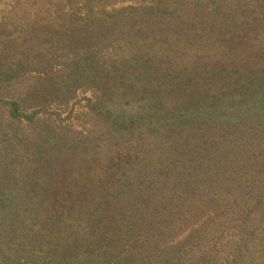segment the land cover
Returning a JSON list of instances; mask_svg holds the SVG:
<instances>
[{
    "label": "trees",
    "instance_id": "16d2710c",
    "mask_svg": "<svg viewBox=\"0 0 264 264\" xmlns=\"http://www.w3.org/2000/svg\"><path fill=\"white\" fill-rule=\"evenodd\" d=\"M151 3L6 40L0 99L32 128L23 132V199L9 194L12 181L0 175V264H213L226 246L232 264L244 261L236 254L247 250L248 207L259 200L245 197L247 206L236 212L230 206L246 203L235 192L241 184L263 182L255 155H239L260 144L246 133L209 138L199 127L214 119L215 126L264 125V84L242 72L233 76L235 86L224 80L211 89L224 69L183 58L191 35L230 23L247 2ZM256 10L246 18L253 27L262 18ZM78 89L91 90L87 119L94 116L102 128L36 118L53 103L67 104ZM233 92L241 97L234 100ZM224 135L228 142L217 144ZM126 141L146 145L115 164L106 153ZM217 148L234 156L220 153L219 161ZM226 211L231 216L221 224ZM220 232H231L226 244Z\"/></svg>",
    "mask_w": 264,
    "mask_h": 264
},
{
    "label": "rangeland",
    "instance_id": "374dc122",
    "mask_svg": "<svg viewBox=\"0 0 264 264\" xmlns=\"http://www.w3.org/2000/svg\"><path fill=\"white\" fill-rule=\"evenodd\" d=\"M241 1L243 3L247 2L239 9L243 14L240 15L239 10L232 12L231 17L233 19H231L230 23H225L226 25L212 23L213 26L211 28L207 30L204 28L201 32L191 35L188 41V49L186 50L188 52L184 55V61L191 62L194 59L201 62L204 60L206 61L203 63L204 67L210 66L208 62L211 61L213 66L219 65L220 69H224L223 81L211 80L210 85L208 84L211 89L223 86L224 80L233 82V76L239 75L240 77L242 72L256 73L252 77L254 79L257 78L256 80H260V83L264 84V0ZM149 4H152L151 0H0V53L7 54L8 44H6V40L17 39L18 42L23 40L26 29L54 28L56 30L58 27L66 30L71 24L84 22L87 18L89 20L94 18L97 21H102L110 13L126 6H132L139 11V7H146ZM245 7L248 8L246 12L244 10ZM254 7L257 8L254 14L259 11L262 18H258L253 27L251 19L246 21V18ZM188 8H191V6H188ZM251 16L253 15L250 14L249 18ZM21 45L23 46V42ZM180 51L182 52V47ZM179 60L182 62V57ZM233 84L234 86L236 85L234 82ZM9 96L4 93L2 97L7 101L9 100ZM90 97H92L90 89H78L74 97L67 104L60 105L53 103L44 111L37 112L36 118H39L41 121H53L56 122L55 124L66 125L69 128H76L77 130L87 131L89 128H102V123L94 116L87 119L86 98ZM239 97H241L240 93L236 92L235 94L233 92L234 100H237ZM8 108V104L1 98L0 162L4 161L6 163L4 165L6 171L4 173L0 169V175H5L9 178V182L12 181V184L8 185L7 188L9 194L23 199V132L26 133V130L28 128L31 129L32 126L28 124L26 118H23L22 113L17 117H13ZM233 111H236V108ZM215 121V119L209 121L211 126H205L206 128L199 127L206 130L204 131L206 137L210 138L212 134H222V132H225V135L231 137H240L242 133H246L244 134L245 136H249L255 141L257 139L258 144H260L259 146L254 148V143L247 144V152L239 155L246 158L251 156L252 152L255 155L251 156L255 160L252 163H254L255 168L262 172L263 175L261 176L263 177L264 125L261 122L247 120L238 126L224 127L212 124ZM12 130L16 132L17 136H13ZM193 131L191 130L189 134L197 136L200 129ZM225 135L221 140L216 141L217 144L228 142ZM143 145H146V142L135 146L133 142L126 141L111 150L109 149L106 155L109 159L115 161V164H118L124 162V160H128L130 156L134 155V152L138 154ZM218 150L219 148L214 152L219 161H221V154L228 155V158L234 156L228 150ZM261 163L263 166L260 165ZM4 166H0V168ZM113 166L110 167V170H112ZM106 174L109 175V173ZM250 185V182H246L240 185L243 190L238 188L235 191L242 200L245 199L246 203L242 205L241 202H235L230 206V210L236 212L237 207L247 206V199L245 197L257 196V199H255L256 201L259 200L258 204L255 205L256 202L253 201L254 203L252 202L248 207L251 210L248 211L247 215L248 226H250V229L247 228L249 234L247 238V250H241L236 254L242 255V260L244 255V261H237L234 264H264V195L259 188H264V178L263 182L261 179L258 180L257 186ZM229 216H231L230 212L226 211L225 216H222L223 219L219 218L221 224L225 220L227 221ZM230 233L220 232L218 234L222 237L220 243L226 244ZM217 246L218 244L215 249H217ZM233 254H231V249L226 246L225 249L220 250V253L213 260V264H232L230 257L232 258Z\"/></svg>",
    "mask_w": 264,
    "mask_h": 264
}]
</instances>
